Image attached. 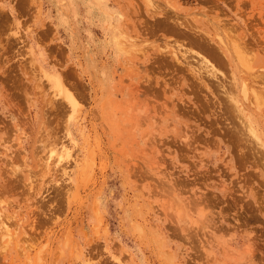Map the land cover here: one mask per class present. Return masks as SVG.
<instances>
[{
    "label": "rangeland",
    "instance_id": "obj_1",
    "mask_svg": "<svg viewBox=\"0 0 264 264\" xmlns=\"http://www.w3.org/2000/svg\"><path fill=\"white\" fill-rule=\"evenodd\" d=\"M98 1L0 0V264H264V0Z\"/></svg>",
    "mask_w": 264,
    "mask_h": 264
},
{
    "label": "bare ground",
    "instance_id": "obj_2",
    "mask_svg": "<svg viewBox=\"0 0 264 264\" xmlns=\"http://www.w3.org/2000/svg\"><path fill=\"white\" fill-rule=\"evenodd\" d=\"M98 1V0H97ZM99 2V1H98ZM149 2V1H148ZM146 2L148 5H151V3L149 2ZM153 4V3H152ZM154 7V6H153ZM156 7V6H155ZM149 8H151V6H149ZM156 12V11H155ZM171 19V18H170ZM168 21H171V20H168ZM171 22H173V24H174V27L176 28V29H179L180 27H183L184 29H186V30H188V31H190L189 29H187L186 28V26L184 25V23L181 21V20H176V21H171ZM179 31L180 32H177V31H175V33H177L178 35H184L185 33L184 32H181V29H179ZM174 32V31H173ZM198 33V32H197ZM202 35H204L203 33H201ZM202 35H200V37H202ZM205 36V35H204ZM207 36V35H206ZM216 36V35H215ZM211 37V36H210ZM203 38V37H202ZM215 38H217V37H215ZM206 41H205V39H204V41L207 43V42H209V43H211L210 41H213L212 39H210V41L208 40V38L206 37ZM218 39H220V37L218 36V38H217V40ZM224 38H222V40H223ZM199 40H200V38H199ZM182 41V40H181ZM202 41H203V39H202ZM180 42V41H179ZM184 42H186V40H183V42H182V44H184V46H185V43ZM188 42V41H187ZM195 42V41H194ZM197 42H199L198 40H197ZM204 42V43H205ZM218 42V41H217ZM223 42L224 41H221V39L219 40V44H220V47H219V52H221V56H224V57H221V56H219V57H221V59L222 58H224V59H227L230 63H232V61L234 60V58L236 59L237 57H239L238 59H236L237 60V63L238 62H241V61H239V60H243V61H247V59H244L242 56L240 57L239 55H240V53L239 52H237V49L238 48H234L233 47V49L231 48V47H226V46H228V45H226V43L225 44H223ZM181 43V42H180ZM189 43H192V42H189ZM188 43V44H189ZM201 42H199V44L198 43H194V45H196V48L198 49H201L202 50V48H203V50H204V47L205 48H207V47H209L210 46V44L208 45V46H204L205 44H203V47H202V45L200 44ZM203 43V42H202ZM208 44V43H207ZM212 44V43H211ZM189 45H191V46H193L192 44H189ZM189 45H187V43H186V46H189ZM226 45V46H225ZM191 46H189V48H191ZM198 46V47H197ZM225 46V47H224ZM211 47V46H210ZM167 48V47H166ZM176 48H177V45H176ZM179 48V47H178ZM177 48V49H178ZM194 48V47H193ZM212 48V47H211ZM160 49V48H159ZM176 49V51H172L171 52V56H172V60H174V63L176 64V66L177 65H179V67L181 66L182 68H184L185 67V69L187 70V68H193V71H192V73L191 74H193V72H196V69L197 68H194L195 66H197L198 64H196V61L198 62V59L195 61V63H194V61H193V59H192V62H190V57H188L187 56V53L190 51L189 49V51L187 50L186 52L184 51L183 52V50L182 51H180L179 49L177 50ZM184 49V48H183ZM197 50V52L199 51V53H200V51L201 50ZM167 51L168 49H161L160 50V58H162V56L163 55H165L166 56V52L164 53V54H162V52L163 51ZM172 50H175V46H174V48H172ZM184 50H186V47H185V49ZM203 50H202V52L201 53H203ZM207 50H208V48H207ZM207 50H205L206 51V53H209V54H207V57L205 56L206 55V53H204L205 55H203V56H205L207 59H208V56L210 55V52L208 51L207 52ZM238 51H239V49H238ZM241 52V51H240ZM190 53V52H189ZM188 53V54H189ZM213 55V53L211 54V58L213 57L212 56ZM220 55V54H219ZM241 55H244L243 53H241ZM159 56V55H158ZM167 56H169V55H167ZM191 56H192V54H191ZM194 56V55H193ZM192 56V57H193ZM215 56V55H214ZM201 57V56H200ZM210 57V56H209ZM216 57H217V55H216ZM216 57H215V59H216ZM163 58H166V57H164L163 56ZM243 58V59H242ZM158 59H159V57H158ZM190 59V60H189ZM161 60V59H160ZM165 60V59H164ZM166 60H168V59H166ZM209 60H212V59H210L209 58ZM217 60V59H216ZM220 59H218L217 61L218 62H221V61H219ZM199 61H200V64L198 65V67L199 68H201L202 70H205V75L203 74H201V73H199V72H196V74L194 73V75H198L199 76V79L200 80H202V78H206L207 76H208V79H209V77H213L214 76V74L216 73L215 72V70H214V66L213 65H211L210 63L211 62H208L206 59H202V58H200L199 59ZM213 61H215V60H213ZM245 61V62H246ZM173 63V64H174ZM195 65L194 67H193V65ZM244 63V62H243ZM242 63V64H243ZM201 64H204V66L203 65H201ZM213 64H215L214 62H213ZM217 64V63H216ZM246 63H244L243 64V67L244 68H246L244 65H245ZM239 66H240V63H239ZM247 66H248V63H247ZM187 67V68H186ZM250 67V66H249ZM252 68V67H251ZM250 69V68H249ZM240 71V70H239ZM188 72H190V71H188ZM239 73V72H238ZM202 75V76H201ZM230 75H231V73H230ZM234 75V74H233ZM222 76V75H221ZM232 76V75H231ZM216 77H218L217 76V74H216ZM197 78V77H196ZM204 78V79H205ZM217 79H219V77L217 78ZM48 80L49 81H52L53 83H55V84H57V82H58V84H59V81L58 80H55L52 76H48ZM197 80H198V78H197ZM229 80V79H228ZM232 80V86H233V88L235 89V86L237 87V86H239V85H241V86H239L240 87V90L242 91V93H243V95L244 94H246V93H248L247 92V89H246V83H245V80L243 79V78H241V81H240V83H238L236 80V77H235V80H233V79H231ZM231 80H230V83H231ZM199 81V80H198ZM227 82V81H226ZM247 82V81H246ZM206 83V82H205ZM221 84V88L223 89V91H224V89H225V85H224V83H220ZM231 85V84H230ZM220 86V85H219ZM248 87V86H247ZM251 87H253V86H251ZM250 87V88H251ZM210 87H207V89H209ZM226 90L227 89H225V92H226ZM231 90V89H230ZM252 90L253 89H251V92H249V95H251V93H252ZM228 91V90H227ZM232 91V90H231ZM229 94V92H226V96H227V98L228 99H230L229 100V102L232 104V110L234 111V112H236V114H237V116H238V118H239V120H240V123L242 124L241 126L242 127H244V130H245V132L247 133V134H245L246 135V137H247V135H248V138L250 137V139H251V141H253L254 143H255V145L256 146H258V148L260 147L261 149H263L264 150V135L259 131V129L257 128V125L256 124H254V121L250 118V116H248V114L246 113V111H247V109H245V108H243V105H241L240 103L241 102H239L240 100H238V98H236L237 96L236 95H234L235 93H232L231 94V92H230V94ZM252 95L254 96V98L253 97H251L250 99H252L253 98V100L255 99L256 100V102H255V100H254V102L257 104V98H256V96L258 97V95H257V93L253 90V93H252ZM245 96H247L248 97V94H246ZM245 99H247L248 100V98H246V97H244ZM227 99V100H228ZM253 100L251 101V102H253ZM246 101V100H245ZM228 102V101H227ZM226 102V103H227ZM248 102V101H247ZM250 101H249V103H251ZM255 103H252V104H255ZM251 104V105H252ZM258 105V104H257ZM246 105H244V107H245ZM257 106L255 105V108H256ZM226 108V107H225ZM249 112V111H248ZM239 114V115H238ZM240 126V125H239ZM245 132H243V133H245ZM241 138V137H240ZM247 138V139H248ZM250 139H249V141H250ZM247 141V140H246ZM243 142V141H242ZM253 147V146H252ZM255 149V148H254ZM7 236V235H6Z\"/></svg>",
    "mask_w": 264,
    "mask_h": 264
}]
</instances>
